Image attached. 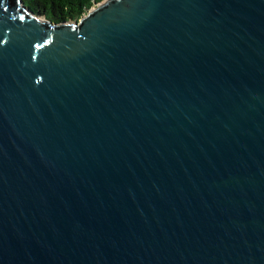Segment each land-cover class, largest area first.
<instances>
[{"label": "water", "instance_id": "95a60500", "mask_svg": "<svg viewBox=\"0 0 264 264\" xmlns=\"http://www.w3.org/2000/svg\"><path fill=\"white\" fill-rule=\"evenodd\" d=\"M0 264H264V0H0Z\"/></svg>", "mask_w": 264, "mask_h": 264}, {"label": "trees", "instance_id": "16d2710c", "mask_svg": "<svg viewBox=\"0 0 264 264\" xmlns=\"http://www.w3.org/2000/svg\"><path fill=\"white\" fill-rule=\"evenodd\" d=\"M103 0H22L24 7L34 17L52 24L79 21L96 4Z\"/></svg>", "mask_w": 264, "mask_h": 264}, {"label": "rangeland", "instance_id": "374dc122", "mask_svg": "<svg viewBox=\"0 0 264 264\" xmlns=\"http://www.w3.org/2000/svg\"><path fill=\"white\" fill-rule=\"evenodd\" d=\"M106 1H108V0H103V2H106ZM101 3H102V2H101ZM38 19H40V20H42V21L45 22V20H44L43 18L38 17Z\"/></svg>", "mask_w": 264, "mask_h": 264}]
</instances>
